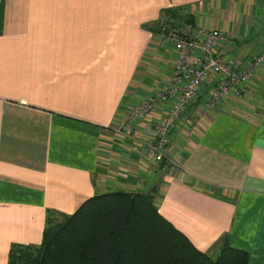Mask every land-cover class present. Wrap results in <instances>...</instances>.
Masks as SVG:
<instances>
[{"label": "crops", "instance_id": "1", "mask_svg": "<svg viewBox=\"0 0 264 264\" xmlns=\"http://www.w3.org/2000/svg\"><path fill=\"white\" fill-rule=\"evenodd\" d=\"M256 1L0 0V264L11 243L40 241L47 209L69 213L105 190L153 191L199 250L215 255L226 239L245 264H264V64L240 100L207 108L215 76L179 116L163 160L138 145L161 110L135 121L134 139L113 131L169 75L159 17L231 40Z\"/></svg>", "mask_w": 264, "mask_h": 264}, {"label": "trees", "instance_id": "2", "mask_svg": "<svg viewBox=\"0 0 264 264\" xmlns=\"http://www.w3.org/2000/svg\"><path fill=\"white\" fill-rule=\"evenodd\" d=\"M165 11L163 10L162 14ZM222 240L215 255L163 217L153 191L105 190L69 213L47 209L37 244L11 243L6 264H245Z\"/></svg>", "mask_w": 264, "mask_h": 264}, {"label": "built area", "instance_id": "3", "mask_svg": "<svg viewBox=\"0 0 264 264\" xmlns=\"http://www.w3.org/2000/svg\"><path fill=\"white\" fill-rule=\"evenodd\" d=\"M162 42L167 43L174 58L169 75L152 94L139 99L123 113L113 131L135 138L134 125L155 109L161 110L151 133L138 144L143 153L155 160H163V148L171 140V132L186 106L211 84L204 97V106L212 108L226 99L240 100L250 82L264 64L262 54L238 60L219 49L227 41L225 33L215 27L184 23L172 26L163 17L157 20Z\"/></svg>", "mask_w": 264, "mask_h": 264}, {"label": "rangeland", "instance_id": "4", "mask_svg": "<svg viewBox=\"0 0 264 264\" xmlns=\"http://www.w3.org/2000/svg\"><path fill=\"white\" fill-rule=\"evenodd\" d=\"M247 22L242 26L241 35L222 44L220 54L227 53L240 59L242 55L260 53L264 56V0H257Z\"/></svg>", "mask_w": 264, "mask_h": 264}]
</instances>
